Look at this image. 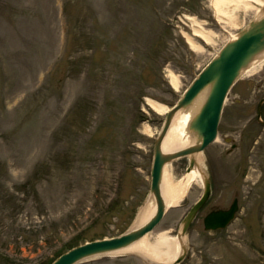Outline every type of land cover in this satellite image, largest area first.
Here are the masks:
<instances>
[{"label": "rangeland", "instance_id": "obj_1", "mask_svg": "<svg viewBox=\"0 0 264 264\" xmlns=\"http://www.w3.org/2000/svg\"><path fill=\"white\" fill-rule=\"evenodd\" d=\"M259 8L242 7L220 24L212 0H0V264H52L133 229L152 198L154 145L166 118L147 100L177 104ZM189 17L215 33L213 44L197 39L203 50L191 49ZM263 99L264 68L228 95L218 140L203 151L212 196L182 236L181 264H264ZM189 163L170 165L176 179ZM202 194L193 186L152 236H179ZM235 198V221L206 231L205 216ZM80 264L151 263L111 253Z\"/></svg>", "mask_w": 264, "mask_h": 264}, {"label": "water", "instance_id": "obj_2", "mask_svg": "<svg viewBox=\"0 0 264 264\" xmlns=\"http://www.w3.org/2000/svg\"><path fill=\"white\" fill-rule=\"evenodd\" d=\"M264 50V17L254 20L249 27L242 31L236 40L229 42L220 51L218 57L214 58L199 74L192 85L184 93L177 105L168 113L163 128L155 142L154 161L151 170L152 183L151 194L155 197L158 208L155 215L142 227L129 230L121 236L94 241L76 247L62 255L53 264H78L85 260L98 256L114 253L134 242L140 240L144 235L150 233L162 221L166 205L161 194V180L164 167L177 159L190 154L203 152L217 138L218 126L221 120L223 107L227 95L240 78L242 72L249 67ZM207 91L204 103L192 119L190 130L194 133L197 142L183 150L165 153L162 149L164 138L170 128L174 115L183 109L190 107L203 92ZM264 102V101H263ZM259 115L261 113V105ZM196 164L191 159L190 169ZM205 189L202 198L192 207L189 214L183 220L182 234L193 222L200 209L206 204L211 194L210 179L205 177ZM237 210L236 203L229 211H213L205 218L206 230H217L225 228L234 218ZM186 247L183 246V255L177 260L179 264L185 257Z\"/></svg>", "mask_w": 264, "mask_h": 264}, {"label": "bare ground", "instance_id": "obj_3", "mask_svg": "<svg viewBox=\"0 0 264 264\" xmlns=\"http://www.w3.org/2000/svg\"><path fill=\"white\" fill-rule=\"evenodd\" d=\"M252 3L261 7L259 8L260 15L258 16L260 20L264 17V0H212V6L216 12V20L220 24L225 23L226 20L235 19L233 13L236 10H239L242 7L245 9L252 7ZM187 20L189 22L191 33L186 34V39L192 50H203V45L199 44L196 41L197 39L201 40L207 46L214 43L215 33L204 27V21H199L194 17H189ZM236 38L237 37H234L232 41L236 40ZM263 68L264 50L254 61H252V63H250L249 67L242 72L241 78L251 77L259 73ZM170 82L174 89L179 87V79L176 76L171 75ZM206 95L207 91L203 92L190 107L180 110L174 115L162 144V149L165 153H173L183 150L187 147L193 146L197 142L194 133L190 130V123L204 103ZM147 105L151 110L162 116L168 115L171 111V108L151 99L147 100ZM145 131L148 133L151 132L148 126L145 127ZM217 140L218 138L215 141ZM183 158H188L190 163L185 174L181 178L176 179L170 170V165ZM183 158L177 159L172 163H167L164 167L160 185L166 210L178 207L193 186H200L203 191L205 189L204 181L205 177L208 175L203 169L204 152L190 154ZM191 159H194L196 164L190 169ZM157 208V202L152 195V198L148 200L137 214L133 229L145 225L155 215ZM151 236L152 233H148L140 240L114 253H130L138 255L151 264H175L177 262L176 260L183 253L182 245L184 242L182 236H171L169 231L161 232L156 236H152V238H154L153 242L151 241Z\"/></svg>", "mask_w": 264, "mask_h": 264}, {"label": "flooded vegetation", "instance_id": "obj_4", "mask_svg": "<svg viewBox=\"0 0 264 264\" xmlns=\"http://www.w3.org/2000/svg\"><path fill=\"white\" fill-rule=\"evenodd\" d=\"M263 121H264V120H263ZM256 137H258L257 134H256ZM256 137H255L254 139H256ZM256 140H257V139H256ZM236 147H237V145H236L235 143H232V149L234 150ZM228 153H230V152H228Z\"/></svg>", "mask_w": 264, "mask_h": 264}]
</instances>
